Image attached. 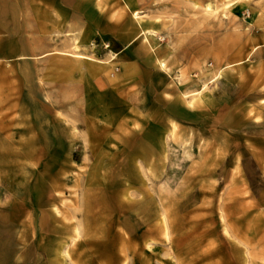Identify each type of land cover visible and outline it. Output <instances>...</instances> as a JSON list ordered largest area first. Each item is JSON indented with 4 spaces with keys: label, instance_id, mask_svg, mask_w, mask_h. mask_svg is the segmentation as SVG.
Instances as JSON below:
<instances>
[{
    "label": "rangeland",
    "instance_id": "374dc122",
    "mask_svg": "<svg viewBox=\"0 0 264 264\" xmlns=\"http://www.w3.org/2000/svg\"><path fill=\"white\" fill-rule=\"evenodd\" d=\"M118 2L131 12V36L139 22L154 30L151 38L173 55L172 69L165 75L142 57L139 64L158 69L119 81L123 98L108 99L112 112L77 129L79 169L69 185L97 188L76 193L95 208L83 209L79 234L74 215L63 221L68 235L60 254L30 251L24 258L29 264H264V102L256 101L264 96L254 94L253 127L251 114L238 111L248 98L225 71L218 79L225 63L246 54L255 29L264 31V0ZM143 38L135 43L138 54L147 45ZM256 58L254 72H264L262 50ZM97 59H105L102 52ZM198 91L218 104L193 127L167 100ZM173 115L178 123L170 122ZM8 233L0 229V264L10 258Z\"/></svg>",
    "mask_w": 264,
    "mask_h": 264
},
{
    "label": "crops",
    "instance_id": "0c3cea01",
    "mask_svg": "<svg viewBox=\"0 0 264 264\" xmlns=\"http://www.w3.org/2000/svg\"><path fill=\"white\" fill-rule=\"evenodd\" d=\"M51 2L0 0V229L9 231L4 239L10 250L4 264L17 263L30 251L32 256L36 251L43 256L60 254L68 235L63 221L69 216L74 215L79 234L83 209L95 208V201L88 204L86 196L76 193L97 188L77 190L69 185L79 169L73 157L77 129L91 127L99 112H112L108 99L123 98L117 92L119 81L143 79L158 69L152 63L139 64L142 57L157 63L165 75L172 69L173 55L151 38L154 30L139 22V31L131 36V12L125 3L122 7L116 0ZM259 28L246 54L230 59L218 73V79L223 71L229 74L248 98L246 108L238 111L251 114L253 127L254 94L264 96V72H254V63L259 62L255 53H264V31ZM140 36L147 42L142 54L135 48ZM99 52L105 59H97ZM261 62L264 67V59ZM202 91L181 97L175 93L167 100L193 127L218 104ZM169 119L179 121L177 115ZM250 141L254 154V136ZM25 258L21 263L29 264Z\"/></svg>",
    "mask_w": 264,
    "mask_h": 264
}]
</instances>
